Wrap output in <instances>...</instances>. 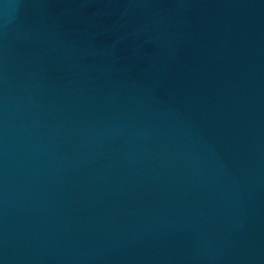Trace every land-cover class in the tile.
<instances>
[{
	"label": "water",
	"instance_id": "obj_1",
	"mask_svg": "<svg viewBox=\"0 0 264 264\" xmlns=\"http://www.w3.org/2000/svg\"><path fill=\"white\" fill-rule=\"evenodd\" d=\"M0 264H264V0H0Z\"/></svg>",
	"mask_w": 264,
	"mask_h": 264
}]
</instances>
